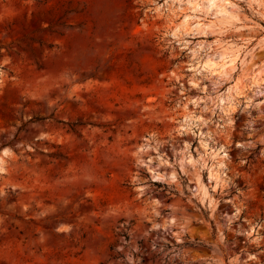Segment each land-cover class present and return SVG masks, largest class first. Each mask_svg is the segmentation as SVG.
<instances>
[{
  "label": "rangeland",
  "instance_id": "374dc122",
  "mask_svg": "<svg viewBox=\"0 0 264 264\" xmlns=\"http://www.w3.org/2000/svg\"><path fill=\"white\" fill-rule=\"evenodd\" d=\"M0 264H264V0H0Z\"/></svg>",
  "mask_w": 264,
  "mask_h": 264
}]
</instances>
